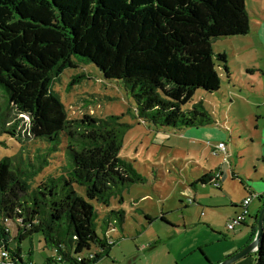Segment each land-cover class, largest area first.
Instances as JSON below:
<instances>
[{"label":"trees","instance_id":"trees-1","mask_svg":"<svg viewBox=\"0 0 264 264\" xmlns=\"http://www.w3.org/2000/svg\"><path fill=\"white\" fill-rule=\"evenodd\" d=\"M250 24L244 0H0V137L21 146L0 158L1 264H33L22 243L36 237L56 264L98 263L116 243L112 224L125 219L111 200L145 181L120 157L130 127L120 117L69 119L53 90L67 69L92 64L121 81L136 117L156 130L205 127L214 120L193 97L219 91L215 58L226 62L212 42L245 36ZM57 155L64 164L46 173ZM212 180L218 185L208 174L196 183ZM258 215L249 216L248 243ZM255 256L264 264V231Z\"/></svg>","mask_w":264,"mask_h":264},{"label":"rangeland","instance_id":"rangeland-1","mask_svg":"<svg viewBox=\"0 0 264 264\" xmlns=\"http://www.w3.org/2000/svg\"><path fill=\"white\" fill-rule=\"evenodd\" d=\"M244 3L251 22L249 34L212 42L214 55L226 56L224 64L215 58L219 91L198 90L193 97L192 103L201 101L211 114V125L184 131L152 128L136 117L134 100L124 84L105 79L92 64L67 69L53 86L70 120L85 114L116 115L130 126L120 157L145 180L111 200L110 208L123 211L125 219L122 225L112 224L109 236L116 243L110 255L96 264H204L206 258L216 264L227 258L226 251L247 245L251 220L247 218L248 228L242 225L233 231L227 224L235 212L240 213L233 205L251 193L262 199L251 202L250 217L264 206V0ZM219 143L225 145V152ZM20 149L10 137H0V158ZM62 164L63 157L57 155L45 172ZM204 174L217 176L218 185L214 180L196 183ZM102 209L99 206L100 214ZM145 215L154 221L148 224ZM162 215L170 225L161 222ZM100 224L101 217L96 232L103 238ZM10 229L14 234L15 228ZM38 240L22 243L24 262L30 257L33 264H56L54 250ZM255 259L251 253L232 264H254Z\"/></svg>","mask_w":264,"mask_h":264},{"label":"water","instance_id":"water-1","mask_svg":"<svg viewBox=\"0 0 264 264\" xmlns=\"http://www.w3.org/2000/svg\"><path fill=\"white\" fill-rule=\"evenodd\" d=\"M264 231V206L260 210V213L257 217V228L256 234L253 240L244 246L242 249L238 250L234 254L228 256L224 261L218 262L216 264H232L248 254H255L259 247L260 237Z\"/></svg>","mask_w":264,"mask_h":264},{"label":"built area","instance_id":"built-area-1","mask_svg":"<svg viewBox=\"0 0 264 264\" xmlns=\"http://www.w3.org/2000/svg\"><path fill=\"white\" fill-rule=\"evenodd\" d=\"M218 148H221V150L225 152L224 144L220 143L218 145ZM256 198H258V195L251 193L249 194L247 198L243 199L241 206H240V213H237L234 217H232L227 224L228 230L233 231L237 226L247 221V218H249L250 216L249 206L251 202Z\"/></svg>","mask_w":264,"mask_h":264},{"label":"crops","instance_id":"crops-1","mask_svg":"<svg viewBox=\"0 0 264 264\" xmlns=\"http://www.w3.org/2000/svg\"><path fill=\"white\" fill-rule=\"evenodd\" d=\"M220 144V143H219ZM259 196V195H258ZM251 205V204H250ZM235 215L237 214V212H235L234 213ZM245 224H247V226H249V224L247 223V221L245 222ZM251 225V224H250ZM246 226V227H247ZM248 228V227H247ZM246 228V229H247ZM248 235L250 236V226H249V233H248ZM248 241H249V239H248ZM245 246V245H244ZM240 247H234V248H232V249H230V250H228V251H226L224 254H225V257H228V256H230V255H232V254H234L235 252H237L238 250H240L239 249ZM208 260V259H207ZM204 264H215V263H212V262H210V260H208V262H204ZM247 264H252L251 262H248Z\"/></svg>","mask_w":264,"mask_h":264}]
</instances>
